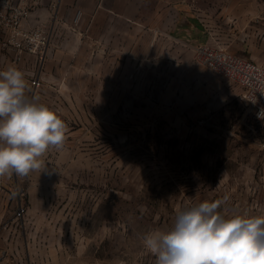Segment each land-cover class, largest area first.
<instances>
[{"label": "rangeland", "instance_id": "374dc122", "mask_svg": "<svg viewBox=\"0 0 264 264\" xmlns=\"http://www.w3.org/2000/svg\"><path fill=\"white\" fill-rule=\"evenodd\" d=\"M164 9L72 21L23 64L0 51V70H22L27 95L68 127L45 171L0 178V264H155L141 237L182 209L264 215V120L197 53L208 44L264 65V0Z\"/></svg>", "mask_w": 264, "mask_h": 264}, {"label": "clouds", "instance_id": "9594fccd", "mask_svg": "<svg viewBox=\"0 0 264 264\" xmlns=\"http://www.w3.org/2000/svg\"><path fill=\"white\" fill-rule=\"evenodd\" d=\"M27 91L22 70H0V178L45 171L47 152L67 140L65 121ZM218 209L204 201L178 211L169 230L142 235L143 248L155 264H264V215L226 218Z\"/></svg>", "mask_w": 264, "mask_h": 264}, {"label": "built area", "instance_id": "2783aa9c", "mask_svg": "<svg viewBox=\"0 0 264 264\" xmlns=\"http://www.w3.org/2000/svg\"><path fill=\"white\" fill-rule=\"evenodd\" d=\"M31 1L0 0V51L14 64L44 56L50 44V31L32 25ZM78 17L79 13L75 21ZM197 53L211 71L235 82L254 119L264 120L258 118V113L264 109V65L208 44L199 45ZM32 84L38 85L39 79L34 78Z\"/></svg>", "mask_w": 264, "mask_h": 264}, {"label": "crops", "instance_id": "0c3cea01", "mask_svg": "<svg viewBox=\"0 0 264 264\" xmlns=\"http://www.w3.org/2000/svg\"><path fill=\"white\" fill-rule=\"evenodd\" d=\"M31 2L33 4L32 25L42 26L50 31L51 40L47 55L57 46L59 27L68 26V23L75 21L78 13L76 22L79 25L92 16L95 19L100 14H106L108 20L115 16L133 20L141 14L145 5L158 7L161 13L157 14L163 19L170 14L169 9H164L170 5V0H32ZM173 5L177 7L180 15L179 8H184L182 7L184 4L176 2ZM70 38L73 41L79 39L76 33L71 32L65 36L63 44H68ZM7 64L9 65V62Z\"/></svg>", "mask_w": 264, "mask_h": 264}]
</instances>
